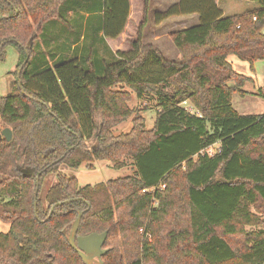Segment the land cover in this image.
Masks as SVG:
<instances>
[{"label": "trees", "instance_id": "1", "mask_svg": "<svg viewBox=\"0 0 264 264\" xmlns=\"http://www.w3.org/2000/svg\"><path fill=\"white\" fill-rule=\"evenodd\" d=\"M216 1L178 0L155 12L157 24L198 16L168 34L179 59L143 41L150 10L143 0L126 51L49 61L36 39L65 24L63 6L72 5L67 12L92 38L105 39L123 31L129 0H0V61L7 44L18 50L16 81L0 96V122L12 131L0 140V188L8 196L0 221L9 224L0 231V264H85L68 243L81 211L77 235L107 231L103 264H264V228H246L264 222V113L233 108V93L244 95L251 78L228 61L235 55L253 70L264 60V0L231 15ZM147 93L156 97L153 126L135 114L130 129L116 133L134 114L129 102ZM126 158L134 175L94 184L79 185L60 169H93L97 160L121 168Z\"/></svg>", "mask_w": 264, "mask_h": 264}, {"label": "rangeland", "instance_id": "2", "mask_svg": "<svg viewBox=\"0 0 264 264\" xmlns=\"http://www.w3.org/2000/svg\"><path fill=\"white\" fill-rule=\"evenodd\" d=\"M74 1V0H71ZM138 0H133V6L137 3ZM175 0H150V11H149V18L148 23L145 26L143 33L145 34L144 39L146 41H149V38L152 39L153 35V29L156 28L158 25L154 21V14L156 11H159L160 9L164 10L166 9L170 4H172ZM141 4H143V0H139ZM225 2L226 5L223 6L225 9L226 15L241 13L248 9H253L258 7V4L255 1L252 0H222L221 3ZM70 5V6H69ZM68 7H72L71 4H68L63 6L62 13L65 17V24L56 23L54 25H50V29L46 31V34L48 37H55L54 39L61 40V39H73L77 40L79 44L76 46V52L80 49V45H84V47L89 46L92 40V29L87 30V28L83 27V22L81 23V26L78 24L79 21L76 22L73 20L74 16L77 17V15L73 11L67 12L66 9ZM166 7V8H165ZM196 18L195 22H191L190 25L187 27H190L192 25H195L198 23V17L192 16V20ZM142 19V15L141 18ZM79 20V19H78ZM165 25H162L159 28L160 35L157 40L156 45L164 54V56L168 59H178L180 57V54L176 47L174 46L172 40L169 38L167 31H169L170 27H173L172 30L182 29L183 27L170 25L165 21ZM53 26V27H52ZM62 26V27H60ZM52 27V28H51ZM79 31V32H78ZM264 32V27L262 29ZM87 34L85 38H82L81 34ZM39 35L36 39V42L39 40ZM135 37V36H134ZM133 39V38H132ZM143 39L144 42H146ZM131 40V39H130ZM82 42V43H81ZM41 48V47H40ZM48 56L49 61L50 59L54 57L53 52L57 50V46L51 45L46 49H42ZM64 51V50H63ZM51 52V54H50ZM74 53H71L70 55L65 56V54H62L64 57H69ZM53 56V57H51ZM17 60H18V50L15 47L14 44L9 43L5 46V59L3 61H0V96H4L8 93L11 86L16 81V73L15 70L17 68ZM228 61L231 63L233 69L245 76H252L254 77L253 80H248L244 83L242 86V89L245 90V94L241 95L238 92H234L232 95V106L233 108L242 115H249V114H263L264 113V96L258 94V84L260 85L261 89H264V60H257L256 65L253 63V70L250 69L249 63L243 60H240L235 55H230L228 57ZM152 68H149L151 70ZM154 69V68H153ZM257 76H255V75ZM256 77V78H255ZM251 78V77H250ZM186 105V104H185ZM129 106L133 108L134 114L126 119L125 121L121 122L119 125L115 127V132H125L130 129L131 126V119L135 114L141 115L144 117L146 126L152 127L154 120H155V112H156V97L151 94L147 93L141 98L134 97L132 101L129 102ZM4 128V125L0 122V129ZM217 149V144L210 146L207 149V152L209 154H212ZM94 163L93 169H87L84 165L81 167L79 172H86L88 174L92 175V182L91 183H97V182H104L109 179H114L117 177H122L126 175H134L135 169L132 165L131 159L126 158L125 159V166L121 168H115L113 167L112 163L106 160H97ZM61 171L66 173L67 175H77V169H74L72 167L67 166L66 164L60 165ZM54 181L53 175H50L46 177L44 181V188H46L51 182ZM8 196H6L5 193L2 192V188H0V201L3 199H6ZM247 229H259L264 228V222L260 224L259 226H246ZM9 229V224L0 221V231L7 232ZM139 233L143 236L144 230L143 227L139 229ZM96 264V263H94Z\"/></svg>", "mask_w": 264, "mask_h": 264}, {"label": "crops", "instance_id": "3", "mask_svg": "<svg viewBox=\"0 0 264 264\" xmlns=\"http://www.w3.org/2000/svg\"><path fill=\"white\" fill-rule=\"evenodd\" d=\"M176 1H178V0H175L174 2H176ZM221 1L222 0H217L216 3L222 12V15H226L227 13H225L226 11L223 7L226 5V3L225 2L221 3ZM160 10H162V9H160ZM142 12H143V4H141L139 2V0L137 1V3L134 6H133V0H129V15H128V19H127V22L125 24L123 31L115 38H105V39H102L101 33H99L97 37L92 38L89 46L84 47V45H82L83 43L81 42L82 44L80 45V49L77 52H76V46L79 44V42L75 41L73 39H68V40L67 39H61V40L56 41V39H54L55 37H48L47 34H44V36L39 37L38 43L42 49H46L51 45L57 46V50L55 52H53V54H52V55H54L55 58L62 57V54H65V56H66V54L70 55L71 53H75V52L77 53L78 56H80V54L83 51L84 52L89 51V53L90 52L93 53V57H95V56H97L99 58L109 57L111 55V53H114L118 50L126 51L129 48L128 41L130 39L134 38V36L136 35L137 26H138L139 22L141 21L140 18H141ZM194 15L197 16L196 14H187V15H177V16L169 17V18L165 19L164 21L158 23L156 28L152 30L153 31L152 32L153 35L151 37L152 39L149 38V41H146L144 39V36H145L144 33H143V39L146 42L157 44V40H158V37L160 35V31H161V30H159L158 27L165 25L166 24L165 21H167V23H169L172 26L177 24L176 26H179V27H183V26L187 27L188 25L191 24V22L196 21V18H194V20L191 19L192 16H194ZM148 17H149V14H148ZM78 21H79L78 24L80 25V22H81L80 19ZM186 27H183V28H186ZM172 28L173 27H170L169 31H167V34H169L172 31H175V30H172ZM73 42H75V43H73ZM256 63H257V61H255L254 65H256ZM255 76H257V75H255ZM250 77H251V80L254 79V77H252V76H250ZM262 86H264V85H262ZM258 88H259L258 94H261V93L264 94V89H261L259 84H258ZM92 164L94 165V163H92ZM81 167H83V166H80L78 169H80ZM78 169H77V175L75 177L77 178L79 185L94 184V183H91L93 180L91 174H88L86 172H79Z\"/></svg>", "mask_w": 264, "mask_h": 264}, {"label": "water", "instance_id": "4", "mask_svg": "<svg viewBox=\"0 0 264 264\" xmlns=\"http://www.w3.org/2000/svg\"><path fill=\"white\" fill-rule=\"evenodd\" d=\"M17 79H18V85L21 86V83L19 81V75H17ZM11 137H12V131L9 127H4L0 129V140L2 138H5L6 140H10ZM38 177L39 176L36 177L37 185H38ZM36 194H37V188L35 189L34 192V198H36ZM72 200L74 199H68V200L56 202L51 207V212L53 211L55 206H58L63 203H69ZM34 208L36 210L35 200H34ZM82 214H83L82 211L79 212L71 225V229L68 235V243L73 249H75V251L78 252L80 258L85 264H94V263L103 264L101 261V256H103L107 251V249L103 248L107 231H103L101 233L91 232L86 235H77V230Z\"/></svg>", "mask_w": 264, "mask_h": 264}, {"label": "built area", "instance_id": "5", "mask_svg": "<svg viewBox=\"0 0 264 264\" xmlns=\"http://www.w3.org/2000/svg\"><path fill=\"white\" fill-rule=\"evenodd\" d=\"M163 187H164L163 185H160L159 188L161 189V188H163ZM154 190H155V188L142 189L143 192H146V191H147V192H152V191H154Z\"/></svg>", "mask_w": 264, "mask_h": 264}]
</instances>
